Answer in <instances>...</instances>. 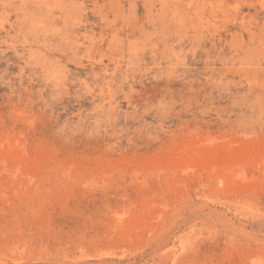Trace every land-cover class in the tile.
<instances>
[{
	"label": "rangeland",
	"instance_id": "obj_1",
	"mask_svg": "<svg viewBox=\"0 0 264 264\" xmlns=\"http://www.w3.org/2000/svg\"><path fill=\"white\" fill-rule=\"evenodd\" d=\"M0 264H264V0H0Z\"/></svg>",
	"mask_w": 264,
	"mask_h": 264
}]
</instances>
